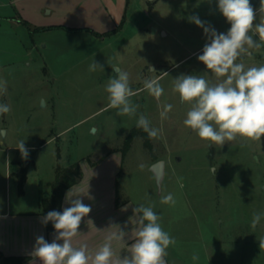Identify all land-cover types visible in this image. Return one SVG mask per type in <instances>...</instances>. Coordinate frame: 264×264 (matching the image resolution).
I'll return each mask as SVG.
<instances>
[{
  "label": "rangeland",
  "instance_id": "1",
  "mask_svg": "<svg viewBox=\"0 0 264 264\" xmlns=\"http://www.w3.org/2000/svg\"><path fill=\"white\" fill-rule=\"evenodd\" d=\"M252 7L259 23L260 1ZM193 15L218 33L230 28L218 0H0V80L7 82L0 104L11 109L0 115V206L34 205L40 193L51 195L58 166L118 159L119 197L155 205L180 264H206L198 252L215 246L224 256L233 252L231 264H264V217L251 227L253 214L264 213V138L208 145L184 126L190 106L172 90L182 74L217 82L197 59L210 40L189 22ZM93 60L103 70L89 71ZM238 62L264 64V48ZM111 65L129 73L134 91L168 73L160 80L163 95L157 101L141 90L131 98L137 115L118 116L107 108L105 87L117 75ZM164 104L173 108L162 120ZM141 113L159 136H137L123 155ZM21 140L27 159L16 148ZM159 160L161 186L151 170ZM161 190L175 205L160 203Z\"/></svg>",
  "mask_w": 264,
  "mask_h": 264
},
{
  "label": "clouds",
  "instance_id": "2",
  "mask_svg": "<svg viewBox=\"0 0 264 264\" xmlns=\"http://www.w3.org/2000/svg\"><path fill=\"white\" fill-rule=\"evenodd\" d=\"M218 10L230 24L227 33H218L214 28L206 26L196 15L189 17V22L203 28L210 43L203 47L202 54L197 59L216 78L211 83L204 75H180L173 80V91L178 93L180 101L188 104L189 110L183 124L192 130L200 140L208 145L220 146L238 138L248 141H262L264 138V64L246 67L238 62L253 50L264 48V0H260V20L256 21V10L250 0H218ZM258 37V39H255ZM117 73L108 79L105 91L108 94V109H116L118 116H136L139 105L133 104L131 98L146 90L157 101L164 93L160 80L168 73L145 79L143 89L134 91L130 86L127 71L111 65ZM103 70L95 62L89 65V71ZM150 72L155 73L153 69ZM7 82L0 80V95L6 94ZM172 104H164L160 111L162 120L168 118ZM10 106L0 104V115L10 112ZM137 128L146 132L150 139L159 136V130L152 128L144 114H139ZM207 145V146H208ZM22 158L27 159L28 149L25 140L19 141L17 147ZM142 168L143 165H140ZM215 171V169H213ZM179 182V181H178ZM182 186V185H181ZM75 196L76 198H72ZM68 196L70 206L62 212L49 211L43 218V223H53L55 236L51 243L43 236L36 238L32 256L40 264H167L166 256L169 246H174L176 240L160 223L161 217L154 211L155 205L141 204L136 206V227L134 239L129 247L128 255L116 257L113 251V241L126 242L129 234L121 230L110 233L105 243L90 254L88 246L73 245L77 237L81 221L91 212V206L86 205L79 195ZM161 204L175 205L171 193L163 194ZM264 213H254L251 221L253 229L260 223ZM91 221V220H89ZM113 227V226H112ZM58 241H62L59 243ZM259 246L264 249V237L259 240ZM199 259L193 254L192 260ZM35 264V261L33 262Z\"/></svg>",
  "mask_w": 264,
  "mask_h": 264
},
{
  "label": "crops",
  "instance_id": "3",
  "mask_svg": "<svg viewBox=\"0 0 264 264\" xmlns=\"http://www.w3.org/2000/svg\"><path fill=\"white\" fill-rule=\"evenodd\" d=\"M112 161L105 159L101 164L91 165L81 161L83 175L76 184L65 191L62 207L64 209L70 206L67 199L73 195H79L84 204L91 206L90 214L81 221L78 229L80 234L73 239L74 246L86 244L90 254L105 243L110 233L118 231L115 226L128 233L126 242L113 241L115 256L123 258L128 255L134 239L132 230L136 227L137 217L133 209L139 204L131 197H119L120 180L117 179L120 163L118 159L116 162ZM27 181L28 179L24 194ZM45 196L41 193L37 195L34 205L19 202L15 209L9 204L0 206V264H6V257H28L23 264H33L34 261L35 264H40L39 260L32 256L36 238L43 236L51 243L56 234L55 230L49 232L47 224L43 223L45 216L42 213V199ZM230 254L231 257L228 254L224 256L223 250L216 246L205 248V256L198 252L200 257L206 259V264H231L234 254ZM166 261L167 264H180L168 249Z\"/></svg>",
  "mask_w": 264,
  "mask_h": 264
},
{
  "label": "trees",
  "instance_id": "4",
  "mask_svg": "<svg viewBox=\"0 0 264 264\" xmlns=\"http://www.w3.org/2000/svg\"><path fill=\"white\" fill-rule=\"evenodd\" d=\"M144 136L145 141L149 142V136L146 132H144L142 129L137 128L135 126L130 133L127 135L125 139V144L126 148L123 151V155L125 154L126 150L130 147L132 141L137 137V136ZM92 164H95V162H92ZM56 180L52 184V193L49 196H45L42 199V213L44 216L47 215L49 211H58L62 212L63 207H62V202H63V197L65 194V191L71 187L72 185L76 184L78 180L82 177L83 172L81 169V165L79 162H76L72 164L71 166L67 168H61L60 166L57 167V172H56ZM27 179V174L25 173L21 180H20V192L24 193V184ZM47 229L48 231H53L55 230L53 227V223L49 221L47 223ZM28 260V257H6L5 262L6 264H23Z\"/></svg>",
  "mask_w": 264,
  "mask_h": 264
},
{
  "label": "water",
  "instance_id": "5",
  "mask_svg": "<svg viewBox=\"0 0 264 264\" xmlns=\"http://www.w3.org/2000/svg\"><path fill=\"white\" fill-rule=\"evenodd\" d=\"M259 2V0H250V4L252 6L256 5ZM178 160H181V157L177 158ZM152 172L155 174L157 183L161 186L162 181L165 177V161L164 160H159L152 164L151 166Z\"/></svg>",
  "mask_w": 264,
  "mask_h": 264
}]
</instances>
